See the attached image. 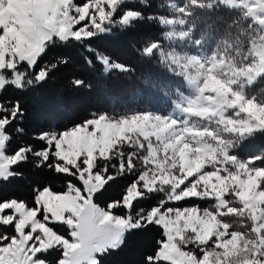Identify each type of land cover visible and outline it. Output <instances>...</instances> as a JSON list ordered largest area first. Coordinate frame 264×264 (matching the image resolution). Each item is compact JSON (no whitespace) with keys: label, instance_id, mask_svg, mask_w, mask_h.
I'll list each match as a JSON object with an SVG mask.
<instances>
[{"label":"snow or ice","instance_id":"obj_1","mask_svg":"<svg viewBox=\"0 0 264 264\" xmlns=\"http://www.w3.org/2000/svg\"><path fill=\"white\" fill-rule=\"evenodd\" d=\"M247 2L264 9V0ZM217 5L239 13L230 0H0V264H103L132 238L151 233L140 264H264V51L248 36L241 63L228 66L214 52L183 54L174 47L182 38L177 27L189 34L186 17L196 32L193 9L211 12ZM249 7L240 18L230 16L228 27L235 28L237 43L258 29L264 46V10L248 14ZM145 23L160 35L137 53L159 57L186 86L187 94L177 87L178 99L168 100V76L149 85L171 105L164 116L171 124L164 127L181 132L148 130L150 108L92 112L59 129L50 121L28 128L29 102L53 89L61 74L70 75L72 89L91 90L73 72L69 50L104 75L130 73L127 63L97 46ZM208 38L201 33L195 47ZM186 58L201 65L202 75L180 71ZM198 102L209 107L196 111ZM178 111H211L223 131L210 123L207 132L219 147L182 135L189 130L177 124ZM162 116L154 118L163 123ZM120 181L119 193L99 202ZM195 200L211 203L178 206Z\"/></svg>","mask_w":264,"mask_h":264},{"label":"trees","instance_id":"obj_2","mask_svg":"<svg viewBox=\"0 0 264 264\" xmlns=\"http://www.w3.org/2000/svg\"><path fill=\"white\" fill-rule=\"evenodd\" d=\"M154 3H160V0H153ZM179 2V0H176ZM204 5L214 4L213 0H200ZM239 9V13L243 10ZM196 13V32L191 33L193 24L192 17H186L188 20L187 32L184 37L185 28L177 27L180 40H177L174 47L183 54L193 52L197 49H203L206 53L225 54V60L232 58L240 60L244 55L243 42L248 36L254 39L258 35V29H253L252 33L247 36L239 37L240 43H237L235 28L228 27L233 18H240L238 12H230L228 8L217 5L211 12L205 7L204 10L193 9ZM179 19H177V24ZM240 25H237L239 27ZM204 33L209 38L204 40L199 48L195 47V40L200 38ZM227 34V35H225ZM160 35V30L153 24H142L137 31L127 36H113L99 42L98 50L109 54L113 59L127 63L133 71L130 73L112 72L104 75L102 69L97 66L95 69H89L80 60L79 53L69 50L68 55L73 56V72L80 78L85 79L86 83H91V90L84 88L74 90L70 87L68 73L58 76L55 87L45 90L41 99L37 102H29V121L28 128L31 129L36 125L47 126L52 122L59 127L71 126L73 122H79L83 117L90 116L92 112H109L110 114H127L125 110L147 111L149 108L152 112L162 110L168 104L167 100L158 91L153 90L149 85L162 75L169 77L167 83L170 85L168 100L175 99V90L181 87V81L178 77H173L167 72L164 65L160 63L159 57L147 59L141 57L136 49L142 46L152 38ZM227 43H221V41ZM169 45H165L168 48ZM223 47H229V51ZM239 51V55L237 52ZM227 52V53H226ZM15 94V93H14ZM58 187H63V181L54 182ZM122 181L112 185V187L100 197L99 202L110 200L120 191ZM26 194L23 188H18ZM160 197L156 196V200ZM154 202V201H150ZM147 207V205H145ZM201 207V205H200ZM154 233L141 234L132 238L128 246L121 250L111 252L103 258V264H140V257L144 251L151 246ZM158 238V237H156Z\"/></svg>","mask_w":264,"mask_h":264},{"label":"rangeland","instance_id":"obj_3","mask_svg":"<svg viewBox=\"0 0 264 264\" xmlns=\"http://www.w3.org/2000/svg\"><path fill=\"white\" fill-rule=\"evenodd\" d=\"M213 1H215V0H213ZM230 3L234 7H241L243 5V7H241L243 9H244V7H249L247 0H230ZM258 10H264V9L249 7V13L248 14H254ZM175 35L180 36L181 34H179L178 31H175ZM260 35L261 34L259 33V30H258V37ZM256 47L259 48L261 51H264V46H262L260 44L259 39L256 40ZM223 48L227 49V52L229 51V47H223ZM193 52H202V53L206 54V51L203 49H201V51L195 50ZM216 56L220 58L219 63L221 65H225V63H226V65L231 66L233 64L239 65L241 63L240 60L236 61L232 58H229L225 62V54L224 55L218 54ZM179 68H180V71L182 73H186V74L193 76V77H199L200 75H202L201 65L197 62L191 61L190 58H186L185 60L181 61L179 64ZM190 69H191V71H189ZM226 71L231 72V68L226 67ZM180 81H181V87L180 88H182V90H185L186 94H187L186 86L183 84L182 80H180ZM175 99H178V97H175ZM184 107L186 108L187 104H185ZM206 107H209V105L204 104L202 102H198L194 106V109L196 111H202ZM171 111H172L171 105L168 103L164 109H162V110L158 109V111L152 112L153 117L147 122L148 130L156 131L157 129H162L163 131H161V135H164V136L171 135L172 132H181L182 131L181 127H175V128H165L164 127V124H169V125L171 124L170 120H164V116H167V114ZM156 113H162L163 114V116H162V120H164L163 123L161 121L155 120L154 117H155ZM124 115H127V114H124ZM260 115L262 117H264V114H260ZM175 119H176L178 125L189 130L186 132H182V135L186 136L189 140L201 141L203 143L211 144L213 147H217V148L219 147L218 143L214 142V138L212 136H210L207 132V129H208L210 123L212 125L213 130L223 131L222 126L217 125V117H215L211 111L208 114L199 115V116L194 114V113L191 115H185L183 112L178 111L175 114ZM186 121H187V123H186ZM201 133H204V134L201 135ZM173 142H175V140H173ZM211 155L212 154H209V162H211V160H210ZM191 203L198 204L199 206L201 205V207H207V206H209L211 201L195 200V201L189 202V204H185L184 202H181L178 206H181V207L190 206ZM102 243H103V241H102ZM232 247L233 248L236 247L235 242L233 243Z\"/></svg>","mask_w":264,"mask_h":264}]
</instances>
